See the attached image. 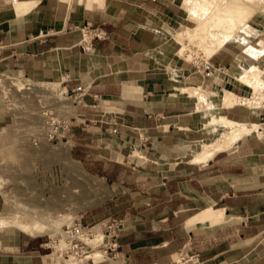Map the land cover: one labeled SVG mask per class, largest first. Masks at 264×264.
Wrapping results in <instances>:
<instances>
[{"label":"crops","instance_id":"obj_1","mask_svg":"<svg viewBox=\"0 0 264 264\" xmlns=\"http://www.w3.org/2000/svg\"><path fill=\"white\" fill-rule=\"evenodd\" d=\"M184 18L173 0H0V70L83 91L68 155L119 191L96 220L125 218L117 250L128 262L169 264L190 248L201 264H264V106L223 107L226 92H252L239 80L243 49L219 48L204 71L178 54ZM84 25L108 33L89 52ZM222 113L260 128L194 162L223 131L211 120ZM8 119L0 98V126ZM47 244L0 226V264H46Z\"/></svg>","mask_w":264,"mask_h":264},{"label":"rangeland","instance_id":"obj_2","mask_svg":"<svg viewBox=\"0 0 264 264\" xmlns=\"http://www.w3.org/2000/svg\"><path fill=\"white\" fill-rule=\"evenodd\" d=\"M173 1L176 4V8H183L185 17V20L180 23L179 28L175 29V34L177 31L184 29L186 26L195 25L198 19L191 16L188 11L190 5L192 7V3H190L191 0ZM192 1L195 3L197 0ZM210 1L213 4L217 3V5L222 6L229 0ZM218 2L222 4L220 5ZM250 9L252 11L251 18L249 20L247 19L243 25L246 29L236 31L226 44L229 45L232 42H234L232 44L236 43L235 45L239 46L240 50L243 49L239 54L246 51H249L248 53H251V51L256 52V50L254 51L255 48L264 49V34H262L264 33V4H254ZM209 29L206 34H209V31L210 33L214 32L212 34H217L214 28L210 27ZM176 40L181 46V40H178L177 38ZM191 48L194 50L197 49L195 45H191ZM188 52L189 51L187 50L185 55L188 54ZM200 57L205 59L207 58L204 56L202 49H197V52L192 58H185L195 62ZM257 61L259 64H262L261 67L259 66L261 71L264 70V51L258 56ZM249 65L250 64L248 63V67ZM14 80H21L25 83V87L23 89H19L16 86H14V89L29 98H25L23 100V97L21 98L15 96L14 98L16 101L11 102L14 104V109L10 110L8 114L9 119L3 126H0V162L3 164L2 168L8 171L6 172L9 174L7 176L11 180L10 183L15 185L14 189L17 193L30 194L32 196L30 197L31 200H33L36 204L39 199H42L45 202V207L43 208V205H40L41 207L37 206L40 208H36L35 205L34 208L36 210H32L34 213H31L32 211L25 213L24 211H21L22 207H25L22 204L24 201L22 199L19 200V202L16 200L15 205L21 209H15L9 206L10 210L7 212H0V214H6L8 217L10 215L13 216V214L15 215L11 217V219L10 217L8 219L6 216V220L10 223L8 222L9 224L6 225L3 224V226L16 227L21 223H31L34 220L36 223H43L44 227H46L43 231L45 233L52 229L53 226L59 227L63 224L69 223L70 220L77 214H82L84 221L89 224L101 221L102 219L96 220V215L101 213L104 208L109 207V203L113 202L115 195H117L119 191L113 190L109 185H107L103 176L89 174L88 171L86 172L80 162L70 158L67 147L61 146L60 148H51L47 147L48 145L46 142L41 141L38 144L40 149H36L29 143L22 142L24 135L32 134V131L40 125L42 121V106L52 108L51 110L60 114L66 113L67 115L68 113V118L71 121L73 120L76 108L71 105V102L65 100L63 95L59 94L57 85L49 86L50 83L46 84L43 82V84L37 81L23 80L21 78H16ZM256 85L258 86L255 89L256 91L251 88L252 92L250 95L242 98L243 100H240V102L236 104L244 102V104H248L250 106H264L263 96L261 95H264V86L262 85L260 77L257 78ZM246 123L250 126V122ZM258 128H260L259 125ZM75 167L81 169V172L86 175V179H83L80 174H72L74 172L73 168ZM1 180L4 181V178L0 176V181ZM6 192L7 191L5 190L2 194ZM93 216L96 218H93ZM39 220L41 222H39ZM20 230H22V228H20Z\"/></svg>","mask_w":264,"mask_h":264},{"label":"built area","instance_id":"obj_3","mask_svg":"<svg viewBox=\"0 0 264 264\" xmlns=\"http://www.w3.org/2000/svg\"><path fill=\"white\" fill-rule=\"evenodd\" d=\"M81 33V40L79 45L81 48L89 52L92 50L93 42L96 40H105L108 38V33L102 27H92L90 25H84L79 28ZM199 66H202L204 71H210L212 64L209 58L200 57L197 59ZM16 78L23 80H29L22 76L9 75L6 72L0 70V97L4 102L6 112L9 114L10 110H13L15 102V96L25 97L20 92L15 91L14 86L11 85L12 81ZM59 94L63 95L65 100L71 102V105L76 108L83 103V91L72 90L71 92L60 89L58 86ZM70 106V105H69ZM66 108V107H65ZM42 121L40 125L32 131V134H26L22 138V142L29 143L32 147L40 149L38 144L41 141L47 143V147L60 148L61 146L67 147L68 150L73 146V125L72 121L68 118V113L60 114L47 108L41 107ZM42 149V148H41ZM2 162H0V176L4 178V181H0V198L8 206L17 208L16 200H23L22 203L25 207H22L21 211L25 213L31 212L36 205V208H40V205L45 207L44 201L39 199L37 204L31 200L30 194L22 193L18 194L14 189L15 185L11 184V180L8 178L6 169L2 168ZM106 184L108 181L106 178ZM6 193L2 194L4 191ZM32 193V192H31ZM22 195V197H21ZM25 203V204H24ZM40 206V207H37ZM31 213H34L33 211ZM125 224V218L120 216L107 217L94 224H89L84 221L83 215L77 214L69 223L63 224L60 227H52L44 234L48 237L47 248L49 253L47 255L46 264H89L104 261H112L117 264H131L126 260L124 254L117 250V238L122 232ZM95 240V243L89 241ZM98 255L94 258V254ZM169 264H201V258L199 253L192 252L190 248L182 249L175 262Z\"/></svg>","mask_w":264,"mask_h":264},{"label":"bare ground","instance_id":"obj_4","mask_svg":"<svg viewBox=\"0 0 264 264\" xmlns=\"http://www.w3.org/2000/svg\"><path fill=\"white\" fill-rule=\"evenodd\" d=\"M190 3H192V7L190 5L188 11L190 12L191 16L197 18L198 21L195 23V25L186 26L184 29H181L175 33V37L178 40H181L182 43L178 50V54L181 55L182 57L185 56L188 58H192L194 54L197 52V49H202L204 52V56L208 58L213 53H215L219 48L225 46L227 44V41L236 33V31L240 29H246L243 25L247 19L249 20L251 18V12H252L250 9L251 6L254 4L256 5L258 3L264 4V0H229L227 3L225 2V5L222 6L217 5V3L213 4L210 0H200V1L197 0L195 1V3L191 0ZM218 4H220V2H218ZM210 27L216 30L217 32L216 35L212 34L214 32L210 33V31L209 34H206L207 30ZM191 45H195L197 49L196 50L192 49ZM187 50L189 52L188 54L185 55ZM255 50L256 52L251 51V53H248L249 51L248 52L246 51L240 54V58L247 61V63H249L250 65L249 67L246 68V70H244L245 72L243 73V75L239 77V80L242 84H245L249 86V88H253L254 90L258 87L256 85V80L261 75V69L257 65L256 60H258V55L263 49L255 48L254 51ZM43 84H39V85H43ZM11 85L16 86L19 89H23L25 87V83L21 80L12 81ZM51 85L54 86L55 84H49V86ZM261 95L263 96L262 98L264 100V95L263 94ZM240 100L243 99L230 92H226L224 97L223 107L230 108L236 105V103L240 102ZM211 120H213L217 124H220V126L223 128V131L212 141L207 142L204 145L202 144L203 147L199 152V154L194 158V162L207 161L208 159L213 157L217 152L225 148H228L237 140H239L240 138L244 137L246 134H249L258 128V125L256 123H250V126H248L245 121L233 120L231 118H228L224 113H222L219 117L214 116V118ZM6 216H7L6 214L5 215L0 214V226H3V224L6 225L10 223L9 221L6 220L5 218ZM13 216L15 215L13 214ZM13 216L10 215L9 216L10 219ZM39 222L41 221L39 220ZM16 227L17 228L20 227L24 232H28L31 234L42 233L46 228L44 227L43 223L42 224L38 222L36 223L34 222V220L31 223H21ZM89 242L95 243L96 241L91 240ZM96 253L93 255L94 258H97Z\"/></svg>","mask_w":264,"mask_h":264}]
</instances>
